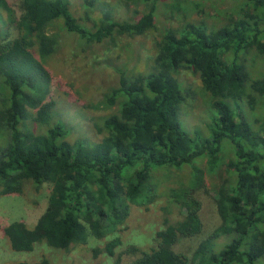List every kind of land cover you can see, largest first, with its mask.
<instances>
[{
    "label": "trees",
    "instance_id": "trees-1",
    "mask_svg": "<svg viewBox=\"0 0 264 264\" xmlns=\"http://www.w3.org/2000/svg\"><path fill=\"white\" fill-rule=\"evenodd\" d=\"M157 1L147 2L133 22L114 20L107 12L89 25L73 14L69 0H19V13L0 0V14L17 30L0 41V194L51 184L34 226L21 220L0 226L13 250L30 251L40 239L67 250L86 243L89 235L105 237L119 230L130 203L143 204L146 195L154 200L148 185L156 172L189 166L191 182L170 187L161 206L163 226L154 245L132 247L138 255L128 264H264V0H244L245 8L219 25L182 18L157 42L147 71L114 67L117 82L99 105L117 109L94 118L99 141L70 142L65 124L51 121L55 103L44 101L51 80L45 61L57 50V35L76 33L94 45L113 41L116 34H143L153 25ZM183 70L200 80L207 113L210 108L209 137L192 138L178 121L183 86L192 90L179 79ZM229 150L216 188L220 223L189 257L176 245L202 229L195 191L203 176L197 164L206 159L212 171ZM223 236L230 240L221 244ZM120 243L113 237L94 247V255L114 256ZM120 261L119 255L115 264Z\"/></svg>",
    "mask_w": 264,
    "mask_h": 264
},
{
    "label": "rangeland",
    "instance_id": "rangeland-1",
    "mask_svg": "<svg viewBox=\"0 0 264 264\" xmlns=\"http://www.w3.org/2000/svg\"><path fill=\"white\" fill-rule=\"evenodd\" d=\"M8 1L19 13V0ZM147 2L150 0H93L92 4L87 0H69L73 14L89 25L107 12L114 20L133 22L139 14L146 11ZM244 4V0H158L153 25L145 33L116 34L113 41L106 40L93 43L94 45H90L76 33L60 32L57 35V50L45 61L51 80L44 101L53 99L55 103L51 121H61L65 124L69 129L67 140L70 142L99 141L101 136L94 126V118L105 116L117 109L99 105L102 95L117 82L118 76L114 67L120 66L134 72L147 71L156 54L157 42L169 26H178L182 18L195 22L205 20L209 25H219L224 16L245 8ZM84 12H87V18L84 17ZM16 35L15 27L6 23L5 15L0 14V41ZM253 59L254 57H250V62ZM179 79L192 89L189 93L183 86L186 97L178 110L181 127L196 140L209 137L212 123L210 108L208 107L207 113L199 78L189 70H183L179 73ZM249 117L254 119L252 115ZM2 140L0 138V143ZM223 156L225 158L220 165L212 171L209 170L206 159L197 164L203 176L200 180L202 183L195 191L201 201L199 216L202 229L196 235L180 238L176 245L177 251L189 257L198 244L220 223L215 200L216 188L225 176L226 162L231 156V151ZM181 167L156 172L153 181L148 185L149 191L154 194V200L150 201V196L146 195L141 199L144 200L143 204L130 203L128 215L119 230L105 237L96 238L89 235L86 243L74 244L67 250L55 248L47 240L40 239L30 251H15L9 239L0 230V264L20 260L33 263L39 259H46L49 264H115L119 255L120 264H128L138 255L132 247L144 250L154 245L155 233L163 226L161 206L169 200L170 187L177 188L191 182L192 168ZM50 190L51 184L45 182L39 188L28 184L19 194H0V226L14 220L24 221L29 227L34 226L47 206ZM176 207L175 204L170 207L174 216L177 215ZM113 237L121 240L120 245L115 248L114 256L107 253L94 255V247H103L105 242ZM225 238L230 240V236H223L218 242L224 243Z\"/></svg>",
    "mask_w": 264,
    "mask_h": 264
}]
</instances>
